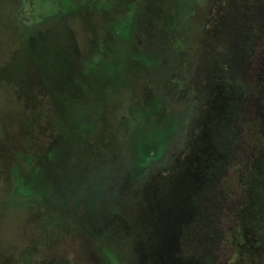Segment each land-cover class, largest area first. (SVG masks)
Here are the masks:
<instances>
[{
  "label": "rangeland",
  "instance_id": "1",
  "mask_svg": "<svg viewBox=\"0 0 264 264\" xmlns=\"http://www.w3.org/2000/svg\"><path fill=\"white\" fill-rule=\"evenodd\" d=\"M232 5L0 0V264H264V80L235 73L264 34ZM197 191L209 240L163 250Z\"/></svg>",
  "mask_w": 264,
  "mask_h": 264
},
{
  "label": "flooded vegetation",
  "instance_id": "2",
  "mask_svg": "<svg viewBox=\"0 0 264 264\" xmlns=\"http://www.w3.org/2000/svg\"><path fill=\"white\" fill-rule=\"evenodd\" d=\"M233 1V8L229 7L231 9V12H229V15L231 17V21H238L242 20L244 23H258L262 27V21H264V0H232ZM257 25V26H258ZM257 32L255 31V28L253 30L247 31L250 32V35L247 37V40H251V46L256 42V39L261 36L262 32L261 30H258L256 27ZM246 32V33H247ZM244 33V32H243ZM245 35V34H244ZM250 47V46H248ZM253 49V46H252ZM248 48L243 47L240 49V52L242 54H245L247 52ZM245 65V64H244ZM246 67V66H245ZM244 68L239 69L237 67V71L235 73L242 74V78L247 79L250 78L251 75H256V78L258 79V56L255 54V58H252V61H249V65L246 67V70ZM252 71L251 74H248L249 71ZM237 75V74H236ZM259 80V79H258ZM248 81V80H246ZM249 81L245 83L246 86H248ZM254 99L256 98L253 96ZM243 101V99H242ZM209 165V163H207ZM192 181L193 182H206L210 179V175L206 174L201 176L197 173H193L192 175ZM201 193V191L194 192L193 194L189 195L186 199H179L178 202H180L179 205H177L176 210L172 211L174 213L173 217L171 219H165L163 216V220L159 223L157 227V234H158V241L157 244L162 247L163 250H165L164 246L169 244V242H173L174 240H178L183 237L182 231L187 229V237L188 238H194L192 234L201 233L200 240L202 239L203 245H206L207 240H209V230L212 229V225L206 223V219L203 218V221L196 225L195 221H191L192 218H194V214L197 213L195 210V198L198 196V194ZM188 204V205H187ZM188 206V207H187ZM198 210V208H197ZM191 221V222H190ZM199 225H202L199 227ZM198 226V227H197ZM202 229V231L198 229ZM182 230V231H181ZM153 235V234H152ZM204 235V237H203ZM206 236V237H205ZM199 242H192V251L195 252V248L199 246ZM207 250V247L205 246V249ZM192 254V253H191ZM170 255V254H169ZM190 257H196L195 254L191 255ZM160 258L164 259L163 256ZM167 260V256L166 259ZM161 261V260H160ZM170 261V260H169Z\"/></svg>",
  "mask_w": 264,
  "mask_h": 264
},
{
  "label": "trees",
  "instance_id": "3",
  "mask_svg": "<svg viewBox=\"0 0 264 264\" xmlns=\"http://www.w3.org/2000/svg\"><path fill=\"white\" fill-rule=\"evenodd\" d=\"M260 30H261L262 34H264L263 33L264 31H262L263 30V25H262ZM261 46L264 48V44H262ZM255 77H256V75H255ZM258 79L261 80V81L264 80V53L258 55ZM256 102H257L258 107H260L264 103V100L261 98V96H258V97H256ZM251 110H252V108H251ZM259 112H260V115H259L260 122H261V125H263L262 121H264V118H262L263 117L262 114L264 112V108H261Z\"/></svg>",
  "mask_w": 264,
  "mask_h": 264
}]
</instances>
